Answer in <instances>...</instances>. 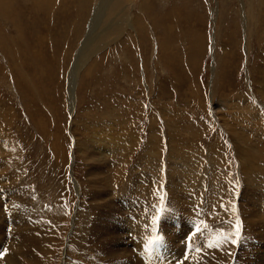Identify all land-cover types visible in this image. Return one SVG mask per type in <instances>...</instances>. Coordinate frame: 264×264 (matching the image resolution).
<instances>
[{"label":"rangeland","instance_id":"374dc122","mask_svg":"<svg viewBox=\"0 0 264 264\" xmlns=\"http://www.w3.org/2000/svg\"><path fill=\"white\" fill-rule=\"evenodd\" d=\"M3 1L13 10L20 5L10 13L20 22L16 28L8 21L0 3L7 11L0 16V143L7 148L0 153V173H14L16 185L29 191L24 200L16 194L9 198L31 213L41 212L36 225L50 212L49 229H36L54 247L46 264H61L64 256L71 264H84L68 246L72 234L76 244L89 235L87 209L102 205L95 194L87 196V168L96 157L102 161L98 146L114 149L125 179L141 171L136 166L150 147L156 167L149 196L157 190L164 194L168 165L183 160L199 189L219 187L225 214L238 216L240 209L242 217L248 197H264V0H147L143 5L144 0H113L97 27L92 17L101 0L91 8L90 0H41L42 11L38 0ZM93 29L92 50L79 65ZM101 156L105 182L116 177L112 183L120 191L117 168H108L112 155L105 157L102 150ZM252 173L261 180L260 189L247 184ZM161 239L159 228L148 231L144 264H151L154 242ZM136 242L144 246L140 230ZM176 249L167 262L155 263L183 264L187 254ZM91 253L95 262L100 252ZM255 257L261 260L260 251ZM104 261L110 264L107 257ZM231 264L242 263L234 257Z\"/></svg>","mask_w":264,"mask_h":264},{"label":"bare ground","instance_id":"6f19581e","mask_svg":"<svg viewBox=\"0 0 264 264\" xmlns=\"http://www.w3.org/2000/svg\"><path fill=\"white\" fill-rule=\"evenodd\" d=\"M11 1L12 0H10V2ZM3 2V0L2 2L0 1L2 4ZM92 2H94V0H90V8L92 6ZM112 2L113 0H101L98 5H96L92 17V20H95L93 24H95L96 27L100 26V20L105 16L107 9L111 6ZM144 3L149 4L147 0H144L142 5ZM6 4L3 5L8 11V21L13 22L14 26L18 28L17 22L20 21H16L10 13L14 14L15 10L20 9V5H17V8L13 10V7L15 8V6L9 3V1ZM36 6L37 10L38 7L40 11L44 10V3L41 0L36 2ZM1 9L0 16L5 15V12H7L6 9L5 12L3 11L4 8L2 10ZM143 9L147 11V9ZM122 10L124 13L126 8H123ZM1 19H3V16ZM109 25L111 26V24ZM132 27L136 29L135 26ZM94 31L96 32V29L90 31L87 39H85L86 41L84 42V46L77 57L79 65L82 56L86 54L88 50H92L93 45L91 43L94 41ZM136 33L139 36V33ZM75 79L74 81H70V99L72 103L74 102V87L76 86ZM149 142H151V140ZM107 144L108 143L105 145L107 146ZM152 144L153 143L151 142L150 145ZM172 147L173 146H171L170 152L173 153ZM6 149L7 148L2 147V143H0V153H6ZM102 150L105 157L108 155H112L113 157L112 163L108 166V168L109 170L114 166L117 168L114 169L117 175V180H120L123 183L120 187V191L119 188L118 191L115 190V183H112L116 177L111 176L110 180L106 179V182L104 180L105 176L107 178L109 177L106 171L103 170V168H106V164H103L105 158L101 156ZM97 151L98 152H96V156L99 155V158H102V161H97L96 157L95 164L93 163L87 168V196L95 194L96 202L102 205L97 209H87V212L91 214L88 216L89 235L86 234L80 239H77L78 244L73 241V234L71 239H69L70 246H68V248H70V250L72 248V254H74V258L75 256L81 258L84 261V264H106L104 257L109 259L110 264H144L148 258H144V256L148 255V231H156L159 228L162 233V239L161 241L154 242V251L151 256V264H154L156 261L158 262L166 260L165 262H167V260H169L167 259L168 255H171L170 251L172 249H175L176 251V248L182 250V247V252L187 254V260H183V264H231V260L234 257H236V262L239 261L242 264H261L264 262V249H261V243L264 240V210L261 211L260 209L262 206H264V197L261 199L254 194L253 197H248V201L249 203H252V205L246 203L247 207L243 206V209L241 208L242 217L240 216V209L238 216L232 214L233 212H226L225 214L221 208L222 206L220 202L221 196L219 187L216 188L214 185L210 186V188L208 187L209 192L206 191V188L199 189V181L194 178L195 174L193 175L192 173L188 172V164L183 160L177 161L175 165L173 163L168 165L166 173V185L163 190L164 194L157 190L156 194L152 195V191L150 192L152 195L151 197V195L149 196V191H151V183L149 187V182H151L152 176L150 172L153 171L155 165L153 166L150 157V147H148L147 152L136 166V168H141V171H135L136 173L134 175H130L127 179H125V171L122 167L123 164L122 166L117 165L115 158L117 153L114 152V149L112 153L107 148L105 149L102 146H98ZM88 159L89 161L93 162L91 158L88 157ZM118 168L121 170V176L118 173ZM94 174L99 175V177L96 179ZM255 174L252 173L251 176H248L247 184L252 183L255 185H252L253 187L260 189L259 185L261 180L259 179L256 182ZM254 176L255 178L253 179L252 177ZM209 180L211 179H208V181ZM17 182L18 181L14 173H0V185L3 184L4 186L3 188L1 187L2 189H0V206L3 208L2 213L0 212V216L2 215L5 218V220L3 219L0 221V260L5 264H44V260L47 256L52 262L54 247L52 248L49 246L50 239L46 237V235L41 236L39 235L41 234L40 232H36L37 226L39 224L36 225L35 221L37 216L41 215V212L36 210L38 209L36 208V214L31 213V211H27L26 204L19 207L10 202L9 196L13 194H16L17 199L22 200H24L26 196L29 197L27 194L29 191H26V188L18 187V185H16ZM20 185L22 184H19V186ZM77 187H79V184H77ZM194 188L196 189L195 192L193 191ZM208 193L209 196L207 195ZM137 196L140 199L137 198ZM244 196L246 197V195ZM160 200L162 202H160ZM259 202H261L260 206L257 204ZM4 209L7 212H5ZM35 210L33 211L35 212ZM42 211H44L43 214L46 213V210L42 209ZM49 214L50 212L47 211V214L42 217L43 224H40L41 226L43 225V227H45L47 230L49 229L50 225L47 222V218L45 216H51V214ZM243 216L246 218V220L243 219ZM38 219L40 218L38 217ZM39 221L40 220H38V222ZM237 221H239L238 229L235 227ZM40 225L38 228L39 230H42L40 229ZM197 229H199V231H197ZM139 230L141 231L144 240V246L142 247L136 242ZM42 232L44 233L45 230ZM243 237H245V239L239 246H241V248L244 250L239 249L237 252L236 249L238 248V244ZM232 241H235V243ZM188 243L192 244V247H189L187 245ZM116 245H119V248H122V253L118 251ZM129 245L134 248L135 253H137L139 256L133 252L134 250H131L132 248H130ZM91 250H97L100 252V257H97L95 262H92V260L90 261L92 256ZM259 251L260 255H262L261 260H258L255 257ZM67 255L69 256V253H67ZM174 256L175 255H173V257ZM71 258L73 257H70V260ZM67 259L68 258L64 256L61 264H71ZM165 262L162 263L165 264Z\"/></svg>","mask_w":264,"mask_h":264},{"label":"snow or ice","instance_id":"6c2138e0","mask_svg":"<svg viewBox=\"0 0 264 264\" xmlns=\"http://www.w3.org/2000/svg\"><path fill=\"white\" fill-rule=\"evenodd\" d=\"M239 228V221H237V229ZM197 231H199V229H197ZM227 239V238H225ZM233 243H235V241H232ZM210 246H215V245H210Z\"/></svg>","mask_w":264,"mask_h":264}]
</instances>
